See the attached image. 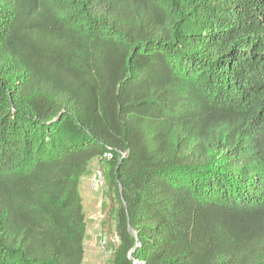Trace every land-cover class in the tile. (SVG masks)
<instances>
[{
  "label": "trees",
  "instance_id": "obj_1",
  "mask_svg": "<svg viewBox=\"0 0 264 264\" xmlns=\"http://www.w3.org/2000/svg\"><path fill=\"white\" fill-rule=\"evenodd\" d=\"M94 159L109 264H264V0H0V264L83 263Z\"/></svg>",
  "mask_w": 264,
  "mask_h": 264
},
{
  "label": "rangeland",
  "instance_id": "obj_2",
  "mask_svg": "<svg viewBox=\"0 0 264 264\" xmlns=\"http://www.w3.org/2000/svg\"><path fill=\"white\" fill-rule=\"evenodd\" d=\"M98 169L104 173L106 165L98 161V167L92 173L90 190L82 192L84 199H82V205L86 216V237L83 243L84 259L82 264H109L110 247L117 243L113 218L115 200L108 194L106 185L102 189L96 185L94 180Z\"/></svg>",
  "mask_w": 264,
  "mask_h": 264
},
{
  "label": "crops",
  "instance_id": "obj_3",
  "mask_svg": "<svg viewBox=\"0 0 264 264\" xmlns=\"http://www.w3.org/2000/svg\"><path fill=\"white\" fill-rule=\"evenodd\" d=\"M95 160V163H93ZM91 161L90 165H89V171L87 173V175L83 176L81 179H80V183H79V188H80V193H81V196H82V199H83V195H82V192L83 191H89L91 186H92V173H93V170L98 167V159H94ZM92 163L94 164L93 166V169L91 168L92 166ZM84 200V199H83Z\"/></svg>",
  "mask_w": 264,
  "mask_h": 264
},
{
  "label": "built area",
  "instance_id": "obj_4",
  "mask_svg": "<svg viewBox=\"0 0 264 264\" xmlns=\"http://www.w3.org/2000/svg\"><path fill=\"white\" fill-rule=\"evenodd\" d=\"M112 158V153L111 152H106L104 155H103V159L105 160H109ZM95 183L96 185L102 189L104 186H105V176H104V173L102 170L98 169L96 170V173H95ZM105 244V243H104Z\"/></svg>",
  "mask_w": 264,
  "mask_h": 264
}]
</instances>
